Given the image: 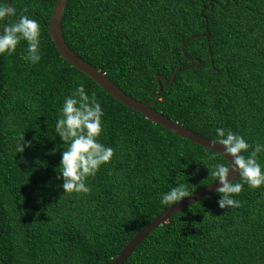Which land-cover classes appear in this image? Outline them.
<instances>
[{"label": "trees", "instance_id": "1", "mask_svg": "<svg viewBox=\"0 0 264 264\" xmlns=\"http://www.w3.org/2000/svg\"><path fill=\"white\" fill-rule=\"evenodd\" d=\"M55 3L13 0L17 15L7 21H38L41 59H21L24 40L0 55V264H110L171 206L160 203L162 193L181 182L194 193L214 182L216 163H229L65 60L49 31ZM62 32L73 51L143 102L156 98L158 75L170 81L181 69L172 86L163 84L156 110L215 140L224 127L253 147L264 143V0H68ZM196 58L200 66L187 68ZM80 83L101 103L98 139L114 155L86 179L91 192L67 194L57 179L64 142L55 122ZM257 159L264 166V152ZM219 198L213 191L172 215L124 264H264V185L245 183L239 208L222 209Z\"/></svg>", "mask_w": 264, "mask_h": 264}, {"label": "clouds", "instance_id": "2", "mask_svg": "<svg viewBox=\"0 0 264 264\" xmlns=\"http://www.w3.org/2000/svg\"><path fill=\"white\" fill-rule=\"evenodd\" d=\"M16 15V8L9 5L7 0L0 2V55H12L18 43L24 40L27 42V53L21 59L36 64L41 59L40 25L37 20L25 15H20L14 23H4ZM103 115L96 93L86 92L83 83L78 84L63 98L55 122V134L59 135L64 145L67 144L66 148L63 145L57 176V179L62 180L64 193L91 192L86 179L95 176L101 165L112 160L114 149L98 139L103 131ZM215 133L218 143L224 148L225 158H232L231 163L218 162L209 171L210 176L220 185L215 189L220 197L217 203L222 209L239 208L241 202L235 197L242 191L245 183L251 188L264 185V166L257 159V154L264 152V143L257 142L253 147L245 137L224 127H217ZM23 139L24 136L18 141L16 153L24 151ZM250 148L251 152L248 151ZM230 171L241 177L243 183L229 181ZM187 185L188 183L181 182L171 187L161 194L160 203L172 206L190 196L192 193Z\"/></svg>", "mask_w": 264, "mask_h": 264}, {"label": "water", "instance_id": "3", "mask_svg": "<svg viewBox=\"0 0 264 264\" xmlns=\"http://www.w3.org/2000/svg\"><path fill=\"white\" fill-rule=\"evenodd\" d=\"M13 0H8L7 3L12 5ZM68 0H56L53 13L49 22V31L50 35L55 42L56 48L60 55L67 60L70 64L74 65L78 69L85 72L87 75L92 77L102 88L108 91L112 96L119 99L121 103L127 105L128 107L142 113L147 118L152 121L162 125L166 129L178 134L181 137L187 138L201 146L212 149L220 154H223L224 148L222 145L218 143L217 140L200 135L188 127L184 126L182 123L169 118L164 115L161 111L156 110L153 105L161 98V92L163 89V84L166 86H172L174 84L176 75L181 69L176 70L172 75L170 81H167L162 75L157 76V81L159 84V91L156 95V98L153 101L143 102L140 101L133 96L129 95L125 90H123L117 83L112 81L106 73L101 71L99 68L94 66L93 64L86 61L84 58L80 57L66 42V39L62 32V18L67 6ZM8 21V20H7ZM5 20L4 23H7ZM206 37H210V33L207 32L204 34ZM187 41L183 42L182 50L184 54L186 48ZM197 63L194 65H190L187 68H194L196 66H200L201 59L196 58ZM225 157V156H224ZM229 160H228V159ZM226 159L228 162L232 158L229 156ZM238 178V175L234 172L230 171L229 181H234ZM219 182L214 181L207 186L201 188L200 190L192 193L190 196L185 197L182 201L170 206L161 212L157 217H155L152 221H150L147 225H145L142 229L138 231V233L129 241V243L123 248V250L111 261L110 264H124V262L128 259L131 253L134 251L135 247L157 226L165 223L172 215L187 207L188 205L195 203L201 198L210 195L217 187H219Z\"/></svg>", "mask_w": 264, "mask_h": 264}]
</instances>
